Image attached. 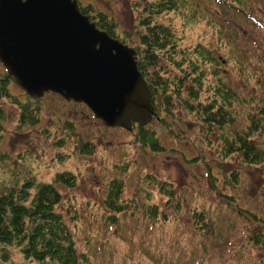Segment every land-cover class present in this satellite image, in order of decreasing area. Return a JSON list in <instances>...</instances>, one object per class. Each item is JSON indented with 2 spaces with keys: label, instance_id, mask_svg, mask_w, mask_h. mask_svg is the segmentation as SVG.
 <instances>
[{
  "label": "rangeland",
  "instance_id": "374dc122",
  "mask_svg": "<svg viewBox=\"0 0 264 264\" xmlns=\"http://www.w3.org/2000/svg\"><path fill=\"white\" fill-rule=\"evenodd\" d=\"M78 2L112 19L119 35L130 33L125 44L138 46L136 26L150 0ZM153 15L176 42L170 61L157 58L159 74L173 81L171 104L143 130L154 133L158 151L141 143L143 125L107 126L85 104L58 94L38 99L33 124H20L17 109L0 100V180L74 176L73 186L56 185L57 212L79 264H264V164L226 158L222 144L251 131L250 142L264 150V0H183ZM9 88L24 96L14 81ZM213 98L222 119L233 122L207 133L202 118ZM114 180L123 185L117 213L105 206Z\"/></svg>",
  "mask_w": 264,
  "mask_h": 264
},
{
  "label": "water",
  "instance_id": "95a60500",
  "mask_svg": "<svg viewBox=\"0 0 264 264\" xmlns=\"http://www.w3.org/2000/svg\"><path fill=\"white\" fill-rule=\"evenodd\" d=\"M0 63L30 97L84 103L107 126L152 119L136 51L99 30L76 0H0Z\"/></svg>",
  "mask_w": 264,
  "mask_h": 264
},
{
  "label": "trees",
  "instance_id": "16d2710c",
  "mask_svg": "<svg viewBox=\"0 0 264 264\" xmlns=\"http://www.w3.org/2000/svg\"><path fill=\"white\" fill-rule=\"evenodd\" d=\"M151 3L143 8L135 36L138 38L137 67L151 90L154 107L153 117L167 110L171 104V93L168 85L171 79L163 78L159 74L157 62L158 53L168 56L171 60V51L176 46L175 37L171 29L164 24L154 22L156 15L161 12L170 13L183 4V0H150ZM80 12L89 16L97 28L108 33L125 43L131 38L129 32L118 34L116 24L101 12L94 13L89 7L79 4ZM180 63V60H178ZM175 66L177 63H174ZM149 78V79H148ZM12 78L8 74L0 75V100H4L14 106L19 113V123L33 124L35 114L39 110L38 99L30 98L23 93V97L10 91L9 83ZM13 82V81H12ZM172 93L179 92V86L174 85ZM195 101H199V93L190 89L189 93ZM159 98V103L156 99ZM235 100V97H234ZM189 111L193 106L185 102ZM207 111L206 118H202L204 127L209 133L213 128L221 129L225 123H232L233 118L227 115L222 119L220 109L216 106V99H212L204 108ZM220 111V112H218ZM264 114V110L262 111ZM254 131L260 123L250 117ZM4 121L3 110L0 108V123ZM250 126V128H251ZM249 128V129H250ZM145 126L138 127V133L142 138V144H148L152 151H158L153 132H144ZM252 130V129H251ZM250 133L239 134L234 132L233 137L222 138L224 156L236 155L247 164H264V150H259L250 142ZM147 140V143H145ZM12 174H8L11 176ZM237 175V174H233ZM1 176V173H0ZM75 178L71 173H59L54 176L52 182H40L35 178H26L21 181L16 177L2 179L0 183V264H16L13 257L19 256L18 264H79L75 242L68 225L57 212L61 202V193L57 184L73 186ZM123 190L122 182L114 180L110 183V190L105 201V206L113 213L121 212L123 208L119 204V198ZM155 213V212H154ZM257 241V237L251 238Z\"/></svg>",
  "mask_w": 264,
  "mask_h": 264
}]
</instances>
